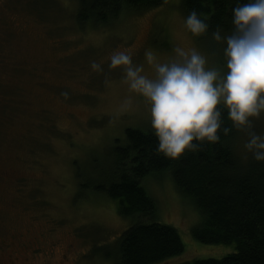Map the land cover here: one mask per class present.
Listing matches in <instances>:
<instances>
[{"label": "rangeland", "instance_id": "374dc122", "mask_svg": "<svg viewBox=\"0 0 264 264\" xmlns=\"http://www.w3.org/2000/svg\"><path fill=\"white\" fill-rule=\"evenodd\" d=\"M77 12V0H0V241L20 238L46 253L56 242L45 264H64L62 253L78 264H114L117 240L133 220L95 188L109 181L112 150L126 142V129H152L147 103L129 90L120 69H108L110 55L125 50L152 75L146 50L167 61L177 46L195 48L208 67H220L224 45L185 28L182 0L101 26L79 23ZM92 60L104 72L93 71ZM254 128L264 131V115L254 118ZM247 139L237 131L245 159ZM144 183L157 204L149 219L173 225L184 242L182 253L156 264L236 251L234 244L194 238L202 213L170 172Z\"/></svg>", "mask_w": 264, "mask_h": 264}, {"label": "trees", "instance_id": "16d2710c", "mask_svg": "<svg viewBox=\"0 0 264 264\" xmlns=\"http://www.w3.org/2000/svg\"><path fill=\"white\" fill-rule=\"evenodd\" d=\"M76 20L81 24L108 25L131 14H142L165 0H77ZM237 0H182L186 15L195 9L209 24L204 36L219 27L227 34ZM213 40V39H212ZM213 42H215L213 40ZM218 43V42H215ZM223 47L222 43H218ZM223 127L231 128L227 112ZM237 131L216 143H204L173 159L157 151L152 130L129 127L126 142L112 150L109 181L96 190L118 203V212L133 221L116 247L114 264H156L184 251L176 227L149 219L157 211L144 180L168 171L176 188L191 197L202 213L192 230L194 238L210 244H234L236 251L221 258H202L179 264H264V161L237 152Z\"/></svg>", "mask_w": 264, "mask_h": 264}, {"label": "clouds", "instance_id": "9594fccd", "mask_svg": "<svg viewBox=\"0 0 264 264\" xmlns=\"http://www.w3.org/2000/svg\"><path fill=\"white\" fill-rule=\"evenodd\" d=\"M231 25L227 34L219 27L211 33L215 42L224 45L220 67H208L206 56L197 49L179 46L167 61L145 51L152 75L125 50L110 55L108 69H120L129 90L147 103L157 151L164 156L179 158L235 129L246 132V151L264 161V131L254 128V118L264 115V0H237ZM184 26L197 37L210 27L195 9L184 18ZM90 67L104 72L96 60L90 61ZM109 83L106 76L105 84ZM225 111L231 128L223 127Z\"/></svg>", "mask_w": 264, "mask_h": 264}, {"label": "flooded vegetation", "instance_id": "af4514ba", "mask_svg": "<svg viewBox=\"0 0 264 264\" xmlns=\"http://www.w3.org/2000/svg\"><path fill=\"white\" fill-rule=\"evenodd\" d=\"M0 175L2 176L4 174L2 173ZM3 240L0 241V264H45L48 260V256L51 258L50 254L54 252V247L57 245V243L53 241L49 245L50 248H52V252L46 253L40 245H29L20 238H18L19 241L12 240L8 242L7 239ZM27 250H29L30 255L26 253ZM69 257L70 255L67 253H62L60 263L65 264L66 261H69L70 264H78L77 258L70 259Z\"/></svg>", "mask_w": 264, "mask_h": 264}]
</instances>
